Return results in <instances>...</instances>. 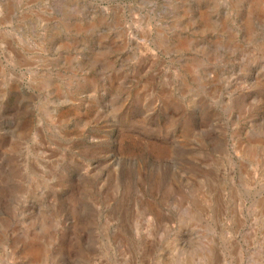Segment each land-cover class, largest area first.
<instances>
[{"label": "rangeland", "instance_id": "1", "mask_svg": "<svg viewBox=\"0 0 264 264\" xmlns=\"http://www.w3.org/2000/svg\"><path fill=\"white\" fill-rule=\"evenodd\" d=\"M0 264H264V0H0Z\"/></svg>", "mask_w": 264, "mask_h": 264}]
</instances>
